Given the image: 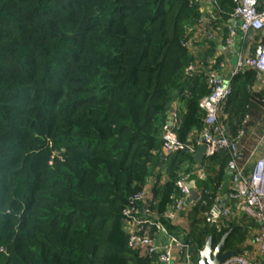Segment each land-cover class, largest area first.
<instances>
[{
  "label": "trees",
  "instance_id": "1",
  "mask_svg": "<svg viewBox=\"0 0 264 264\" xmlns=\"http://www.w3.org/2000/svg\"><path fill=\"white\" fill-rule=\"evenodd\" d=\"M194 1L0 0V264H157L128 246L124 229L123 211L142 191L140 217L181 236L195 264L207 237L215 246L236 223L225 250H248L255 222L223 221L216 233L203 217L228 176L227 153L196 164L188 152L161 150L174 104L177 140L198 148L204 74L222 61L205 33L226 42L234 10L232 0H216L206 31ZM197 30L206 47L198 58L184 46L197 44ZM195 62L202 72L187 77ZM230 86L222 108L230 136L259 133L255 72L240 71ZM183 176L200 200L184 209L180 228L165 214L182 197Z\"/></svg>",
  "mask_w": 264,
  "mask_h": 264
},
{
  "label": "built area",
  "instance_id": "2",
  "mask_svg": "<svg viewBox=\"0 0 264 264\" xmlns=\"http://www.w3.org/2000/svg\"><path fill=\"white\" fill-rule=\"evenodd\" d=\"M202 0H195L199 4ZM212 6L216 0H206ZM234 10L230 21L239 23L238 27L228 26L226 44L233 48L235 64L228 76L217 72H205L209 93L199 102V109L204 114V129L199 136L198 146L206 147V157L226 152L228 162L226 171L231 178V188L228 195L229 201H234L242 207V214L248 220H253L257 228L248 237L247 243L253 249V256L237 254L224 260L221 264H264V125L257 133L251 130L249 134L244 129L239 130L235 136H230L228 128L222 121V108L231 94L230 82L234 75L244 70H253L257 79V89L264 95V0H232ZM259 35V42L251 55L244 54V44L248 43L251 36ZM238 38V40H237ZM193 40L184 43L192 53ZM237 42V43H236ZM201 63H191L186 68V76L191 77L202 72ZM264 103V97L262 99ZM246 117L243 123H247ZM177 123L175 111L171 110L163 127L162 153L167 156L178 150L182 145L177 140L174 127ZM256 132V134H255ZM254 135L253 144L246 147L244 139ZM187 152L194 154L196 148L185 147ZM245 150H248L245 153ZM176 187L182 197L176 201L173 210L167 212L165 217L174 221L188 206L186 198L189 194V182L185 177L176 181ZM146 191L136 193L129 199V206L123 211L124 229L128 234V246L141 250L145 256L157 257V264H195L192 259L191 249L181 236L169 234L157 221L142 218L136 204L145 197ZM217 197L213 206L203 217L205 223L213 228L216 233L221 230L223 221L229 222L233 211L230 206L223 205L221 210L216 206L220 203ZM154 227L156 232L166 236V242L159 246L153 236H149L147 228ZM197 264V263H196Z\"/></svg>",
  "mask_w": 264,
  "mask_h": 264
},
{
  "label": "crops",
  "instance_id": "3",
  "mask_svg": "<svg viewBox=\"0 0 264 264\" xmlns=\"http://www.w3.org/2000/svg\"><path fill=\"white\" fill-rule=\"evenodd\" d=\"M199 9H200V12L202 14L201 23H202V25L205 26L204 28L207 31V29H208V26H207L208 17H210V14H211L212 9H213L212 5L209 4L208 1L202 0L201 3L199 4ZM231 22H232V20H231ZM229 25H234L235 27H238L237 22H235V21L232 23H229ZM200 33L201 32L198 30L195 33V41H197V44H195L193 46V51H192V55L195 56L196 58H198V56H200V54L204 53L205 48H206L205 45L199 44L200 40H201L200 39V37H201ZM256 36H251L248 43L244 44V54L251 55L253 53V49H255L256 46L258 45V43H255V41H254V37H256ZM205 37L210 38V40H213L216 42L217 51L215 53V56H222V61L219 64L220 65L219 70H216V71L219 72L220 74H223L224 76H228L229 72L233 69L234 64H235V62H234L235 57H234L233 53L229 50V48H231V47L228 44H226V42H221V39L218 37L217 31H215V30H210L209 32H206ZM237 40H238V38H237ZM257 41L259 42V40H257ZM233 48H234V46H233ZM233 48H232V50H233ZM210 60L211 59H208V61H210ZM177 108H178V105L174 104L172 107V110L176 111ZM263 125H262V127H263ZM262 127H261V130H262ZM252 144L253 143H250V144L246 143V147H249L248 145L251 146ZM196 150H197V148H196ZM196 150H195V152H196ZM247 152H248V150H245V153H247ZM191 155H193V154H191ZM196 173L201 174L202 170L197 169ZM185 178L187 179V181L189 183H193L194 188L196 189L194 181L190 180L189 177L187 178L185 176ZM230 188H231V178H230V175L228 173L226 181L223 184V186H221L217 196L220 198V201H224L225 205L230 206L233 212H237L238 214H240V213L242 214L243 213L241 211L242 207H240V205L238 203H236L234 201H229V199H228ZM196 191L198 192L197 189H196ZM186 204L190 205L192 203H187V201H186ZM183 214H184V212L180 213L179 216L176 219H174V221H173V223L176 224L180 228L183 226L184 220H185V217ZM243 220H246V218L244 216L242 217L241 221H243ZM153 237L155 238V240L159 246H163L166 242V236L164 234H162L161 232H156L155 234H153Z\"/></svg>",
  "mask_w": 264,
  "mask_h": 264
},
{
  "label": "water",
  "instance_id": "4",
  "mask_svg": "<svg viewBox=\"0 0 264 264\" xmlns=\"http://www.w3.org/2000/svg\"><path fill=\"white\" fill-rule=\"evenodd\" d=\"M232 22L230 21V23ZM237 26H239V23H237ZM229 50L232 52V48H229ZM178 149L184 152H187V149L185 147L181 146V147H178ZM205 157H206V147L204 145L199 146L196 152L192 155V159L196 164H200L204 160ZM188 187H189V194L186 198L187 203L198 202L200 200V194L194 188V184L189 183ZM223 204H224V201H221L220 203H218V205L216 206V209L221 210L223 208ZM204 205L205 203L202 202L200 211H202ZM236 226H240V225L236 224L235 226L227 229L224 233H222L218 242L215 244V246H213L212 237L208 236L204 243L203 248L198 252L197 264H221L227 258L236 256L237 255L236 252L225 250V242L228 239L232 230Z\"/></svg>",
  "mask_w": 264,
  "mask_h": 264
},
{
  "label": "rangeland",
  "instance_id": "5",
  "mask_svg": "<svg viewBox=\"0 0 264 264\" xmlns=\"http://www.w3.org/2000/svg\"><path fill=\"white\" fill-rule=\"evenodd\" d=\"M235 62V61H234ZM223 205H225V204H223ZM244 215L243 214H238L237 212H233V215H232V217L233 218H235L234 220H236V221H240V220H242V217H243ZM245 217V216H244ZM231 220V219H230ZM247 220V221H246ZM246 220H243V222L246 224V225H248L249 223H252V221L253 220H248V219H246ZM236 224H239V225H241L240 223H236ZM257 228V227H256ZM254 231L253 230H251L250 231V236H251V234L253 233ZM247 243V242H246ZM246 247L248 248V250H249V252H248V250L246 251V253L249 255V253H250V256H253V249L252 248H250L249 247V244L247 243L246 244ZM246 253H244V254H246ZM246 254V255H247Z\"/></svg>",
  "mask_w": 264,
  "mask_h": 264
}]
</instances>
